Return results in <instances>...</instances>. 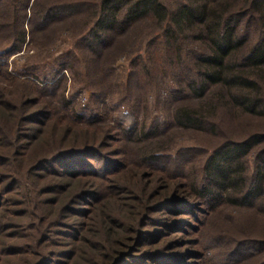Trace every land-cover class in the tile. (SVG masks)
Segmentation results:
<instances>
[{
  "label": "trees",
  "instance_id": "16d2710c",
  "mask_svg": "<svg viewBox=\"0 0 264 264\" xmlns=\"http://www.w3.org/2000/svg\"><path fill=\"white\" fill-rule=\"evenodd\" d=\"M172 2L0 0V264H264V0Z\"/></svg>",
  "mask_w": 264,
  "mask_h": 264
},
{
  "label": "rangeland",
  "instance_id": "374dc122",
  "mask_svg": "<svg viewBox=\"0 0 264 264\" xmlns=\"http://www.w3.org/2000/svg\"><path fill=\"white\" fill-rule=\"evenodd\" d=\"M78 1H83L85 3H89V4H96L99 3L100 0H67L68 2H78ZM174 1V0H173ZM172 2V0H171ZM173 3V2H172ZM58 38V49H55L56 45L53 46H49L47 49L51 50L50 53H46L47 49L44 50L43 48H38L37 50L31 52L30 54L34 53L33 57L34 59H30L29 56L25 53V51L23 53L20 54V57L23 58L22 60H19L20 57L16 58V57H12L10 59V61L13 63V71H17V70H23V68L30 64V62L35 61L36 64H38V67L42 70H46L47 68H49L50 66L53 65L54 61L57 58V53L55 52H59L62 50H59V47H61L64 51L68 50L70 48L73 47L74 41L70 38L67 37H57ZM149 39H147V36L142 39V44L143 47L145 49V46L147 44ZM146 42V43H145ZM54 50V51H52ZM144 51V50H143ZM30 59V60H29ZM130 62L131 59L128 58L127 56H123L122 58H120L114 65V70L116 71L117 76L119 77V81L125 84L126 80L128 79V75L130 73ZM84 71V70H83ZM66 76V80H67V90H66V97L68 98V100H72L77 107V110H79L80 112H87V111H91V109L93 108L92 106V96H93V92L91 87H89V85H87L86 79H80L78 80L77 78L74 79L73 75L68 72L65 73ZM102 81V80H101ZM121 97L122 95H117L114 97V104L116 105V114H115V119H121V115L122 114H126L127 112L131 111V106H129L128 104H126L125 102L121 101ZM159 105V106H158ZM150 109L151 111L153 110L154 112H157L158 116L162 115V111L164 108H162V106H160L159 102L157 104H155L154 101H151L150 104ZM156 118V117H155ZM154 120V119H153ZM233 125H229L225 128H223L222 130L219 131L218 137L220 136L219 141H221L219 144H223V142L227 141V140H232V139H241L243 137L242 131L239 129V125L237 123H231ZM236 132V133H235ZM237 136V137H236ZM195 142L196 140H194L193 138H181L180 140H178L177 142V147L178 148H184V147H194L195 146ZM203 150L207 149L212 151L213 149H215L218 145L216 146H212V145H202ZM209 154V152H208ZM208 154H206L205 156H207ZM201 155L203 156V153H201ZM259 223H261L259 221Z\"/></svg>",
  "mask_w": 264,
  "mask_h": 264
}]
</instances>
